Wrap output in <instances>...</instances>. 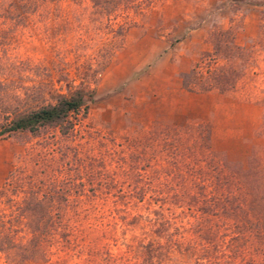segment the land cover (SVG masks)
Masks as SVG:
<instances>
[{"label": "rangeland", "instance_id": "1", "mask_svg": "<svg viewBox=\"0 0 264 264\" xmlns=\"http://www.w3.org/2000/svg\"><path fill=\"white\" fill-rule=\"evenodd\" d=\"M28 36L0 49L13 87L40 83L46 103L89 94L86 117H73L67 134L52 127L0 139V209L6 190L13 205L35 191L56 221L48 258L23 264H148L141 244L160 237L204 245L203 139L210 135L213 166L243 173L264 158V0H157L111 51L108 41ZM197 64L199 90L189 91L183 78ZM236 221H209L222 229L213 264L234 263ZM256 238L246 236L240 264L261 260ZM0 264H9L1 254Z\"/></svg>", "mask_w": 264, "mask_h": 264}, {"label": "trees", "instance_id": "2", "mask_svg": "<svg viewBox=\"0 0 264 264\" xmlns=\"http://www.w3.org/2000/svg\"><path fill=\"white\" fill-rule=\"evenodd\" d=\"M155 1L75 0L74 4L69 0H0V49L3 41H18L19 36L28 34L30 38L45 41H108L107 48L111 51L125 41L136 17ZM8 68L7 64L0 62V113L3 117L0 139L17 133L37 135L41 130L52 127L67 134L73 125V117H86L89 93L85 90L58 94L54 103H46L44 95L38 92L40 83L22 86L24 91H20L13 87L12 79L4 73L9 71ZM11 69L15 71V66ZM199 75L200 64H197L183 78L185 89L199 90ZM203 90L210 88L203 87ZM203 141L206 154L197 162L207 167H197L205 179L202 193L211 204L206 218L208 223L201 225L199 236L205 237L206 243H198L194 238L170 239L167 243L160 237L158 241L141 244L144 263L213 264L215 258L211 246L216 242L212 239L222 230L209 222L214 215L238 221L231 226L236 230L233 239L239 246L230 253L233 256L231 260H234L232 264L246 260L248 248L244 246L249 242L243 241L247 240V235L257 236L255 243L264 246V158H253L251 168L243 173L235 172L220 162L213 166L208 148L210 135ZM3 195L7 199L5 209H0V254L9 264L45 261L48 258L49 230L56 226V221L49 214L52 203L46 202V197H40L35 191L24 193L16 205L6 197L8 190ZM38 207L46 210L44 216L37 213ZM226 229L229 230L228 227ZM260 253L261 260L255 259L254 264H264V253Z\"/></svg>", "mask_w": 264, "mask_h": 264}]
</instances>
